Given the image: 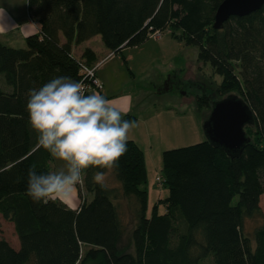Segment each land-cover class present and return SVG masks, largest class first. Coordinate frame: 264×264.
Wrapping results in <instances>:
<instances>
[{
	"label": "trees",
	"instance_id": "obj_1",
	"mask_svg": "<svg viewBox=\"0 0 264 264\" xmlns=\"http://www.w3.org/2000/svg\"><path fill=\"white\" fill-rule=\"evenodd\" d=\"M25 1L39 33L27 35L22 48L0 42V217L18 243L13 249L0 238V264H201L207 257L210 264H264V222L245 230V221L262 218L264 195V4L213 29L222 0ZM163 29L195 46L196 60L221 78L199 82L196 109L228 93L250 108L252 133L240 156L230 159L205 140L162 151L158 183L167 195L147 216L143 155L128 139L118 167L102 170L103 187L93 181L101 169L87 170L75 210L59 200L34 203L26 195L28 169L50 171V154L28 124L29 90L57 76L80 81V65L96 56L88 47L76 56L72 46L95 35L117 54ZM126 211L129 249L119 246Z\"/></svg>",
	"mask_w": 264,
	"mask_h": 264
},
{
	"label": "rangeland",
	"instance_id": "obj_2",
	"mask_svg": "<svg viewBox=\"0 0 264 264\" xmlns=\"http://www.w3.org/2000/svg\"><path fill=\"white\" fill-rule=\"evenodd\" d=\"M88 45L96 50L97 54L99 52L97 47L102 48L98 35L90 38ZM196 52L195 46L184 45L172 37L167 29H163L160 31L159 39L149 35L138 45L125 46L121 49L120 54L107 51L104 56L88 65L89 67L95 66V73L96 68L105 60V64L101 67L103 77L106 78L104 84L102 81L99 82V78L97 79L100 84L99 89L102 87L101 90L93 88L89 89L88 93L101 92L118 109L123 105L124 90L128 91L127 86L134 93L137 106L133 109V115L135 117L136 114L139 115V119L144 121L137 123L135 130L142 139H138V142L140 147L142 145L140 150L144 159L145 183L141 188L146 192L147 216H149L153 204L167 195L166 189L158 186L159 181H157L160 176L161 152L185 147V145L205 139L201 129V121L209 108L196 109L194 99L202 93L199 82L204 80L205 83L211 81L213 84H218L221 78L212 72L208 63L196 60ZM166 77L176 79L180 82V86L178 89L173 88L159 94L156 93V86ZM183 82H185L184 85H182ZM146 129L149 132L150 148L146 147L145 143ZM244 130L251 137L252 129L246 127ZM55 161L59 167L61 162ZM106 181H111L109 174ZM111 182L113 183V180ZM81 187L82 183L72 191L70 197L62 200L71 202L67 203L68 206H71L72 202L79 205L80 197L77 188ZM259 208L262 218L256 221H245L246 231L250 232L252 227L264 222V195L260 197ZM127 210L129 211V209ZM157 210L159 214H162L164 208L159 205ZM122 218L127 229L119 246L126 249L129 247L128 236L133 222L127 211ZM0 238L10 245L15 244V235L11 224L1 217ZM210 263V257L201 261V264Z\"/></svg>",
	"mask_w": 264,
	"mask_h": 264
},
{
	"label": "clouds",
	"instance_id": "obj_3",
	"mask_svg": "<svg viewBox=\"0 0 264 264\" xmlns=\"http://www.w3.org/2000/svg\"><path fill=\"white\" fill-rule=\"evenodd\" d=\"M5 10L0 9V20ZM5 26L0 23V31ZM28 124L42 149L62 163L56 171L28 169L26 195L34 203L70 197L89 169L103 187L105 171L118 167L128 151V135L136 122L99 93H88L82 82L53 77L27 94Z\"/></svg>",
	"mask_w": 264,
	"mask_h": 264
},
{
	"label": "water",
	"instance_id": "obj_4",
	"mask_svg": "<svg viewBox=\"0 0 264 264\" xmlns=\"http://www.w3.org/2000/svg\"><path fill=\"white\" fill-rule=\"evenodd\" d=\"M264 0H222L213 16L212 28H221L229 16H244L258 10ZM166 77L155 88L156 93L168 91ZM253 116L246 102L235 93H228L210 103L206 116L201 121V129L212 147L220 148L232 159L239 157L244 145L249 141L244 128L252 126Z\"/></svg>",
	"mask_w": 264,
	"mask_h": 264
},
{
	"label": "crops",
	"instance_id": "obj_5",
	"mask_svg": "<svg viewBox=\"0 0 264 264\" xmlns=\"http://www.w3.org/2000/svg\"><path fill=\"white\" fill-rule=\"evenodd\" d=\"M0 9L5 10L4 18H3V20H0V23H2L5 26V29L3 31H0V42L4 43L5 45L10 46V47L22 48V47H24V38L27 35L39 33V23L37 21L31 19L27 14L26 1H25V15H24V0H0ZM93 37H95V36H93ZM89 40H90V38L83 41L82 43H80L78 45L72 46V51L75 53L76 56H79V54L81 53V50L83 48L89 47V45H88ZM101 46H102V44H101ZM89 48H91V47H89ZM91 50L94 52V54L96 56V60L98 58H100L101 56H104L105 53L107 52V49H105L103 46H102V48L99 46L97 47V50L99 51L98 54L95 52L96 50H93L92 48H91ZM104 64H105V60L96 68V71H95V76L97 73V76H96L97 79L99 78L98 79L99 82L101 83V81H102L103 84H104V81L106 78L104 79V77H103V69L101 66ZM129 80H130V78H129ZM130 82H131V80H130ZM101 89H102V87H101ZM127 89H128V91L124 90V92H125L124 100H123L124 102H123V105L121 106V108L119 109L124 114L128 113V112L133 113L134 112L133 109H135L137 106L136 102L134 100L135 99L134 93L131 91V89L128 86H127ZM99 94H101V92ZM106 98L108 99V97H106ZM138 116L139 115L136 114V117L134 120L136 122V125L139 122H144L143 119H139ZM147 129H146V131L148 134L147 133L145 134V143H146V147L150 148L151 142L149 140V132ZM140 136L141 135L138 132H136L135 127L130 130L129 135H128V139L133 140L138 145L139 149H141V147H142V145L140 147V144L138 142V139L142 140ZM62 166L63 165L61 163L60 166L58 167L55 159L53 158V160H52V157L50 156V171L59 170L60 168H62ZM157 181H159L158 178H157ZM158 184H159L158 186L161 187L160 183H158ZM88 199H89V196H87V200ZM59 201L62 202L67 208H70L73 210H75L78 207V204H75L76 202H72V204H70L71 206H68L67 203H71V202H67L64 200H59ZM10 246L13 249L18 248V243H17L16 237H15V244L10 245Z\"/></svg>",
	"mask_w": 264,
	"mask_h": 264
},
{
	"label": "built area",
	"instance_id": "obj_6",
	"mask_svg": "<svg viewBox=\"0 0 264 264\" xmlns=\"http://www.w3.org/2000/svg\"><path fill=\"white\" fill-rule=\"evenodd\" d=\"M150 35L153 36L154 38H157V37L159 38L160 36L159 32H154V33H151ZM80 68H81L80 75L82 77L80 82H82L83 85L85 86L86 92L92 88L99 89L100 84L94 73L95 66L89 67L88 65H80Z\"/></svg>",
	"mask_w": 264,
	"mask_h": 264
},
{
	"label": "flooded vegetation",
	"instance_id": "obj_7",
	"mask_svg": "<svg viewBox=\"0 0 264 264\" xmlns=\"http://www.w3.org/2000/svg\"><path fill=\"white\" fill-rule=\"evenodd\" d=\"M162 82V81H161ZM167 84V87L169 88V90H172L173 88H177L180 86V82L177 81L176 79H172V78H169V80L166 82ZM185 82H183L182 85H184Z\"/></svg>",
	"mask_w": 264,
	"mask_h": 264
}]
</instances>
